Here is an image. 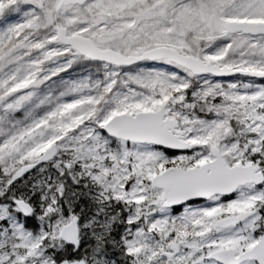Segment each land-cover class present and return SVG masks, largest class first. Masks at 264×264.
Returning a JSON list of instances; mask_svg holds the SVG:
<instances>
[{
    "label": "snow or ice",
    "instance_id": "1",
    "mask_svg": "<svg viewBox=\"0 0 264 264\" xmlns=\"http://www.w3.org/2000/svg\"><path fill=\"white\" fill-rule=\"evenodd\" d=\"M0 264H264V0H0Z\"/></svg>",
    "mask_w": 264,
    "mask_h": 264
}]
</instances>
